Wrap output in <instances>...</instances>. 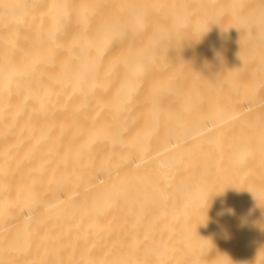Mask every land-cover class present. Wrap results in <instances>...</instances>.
I'll return each instance as SVG.
<instances>
[{"label":"bare ground","instance_id":"obj_1","mask_svg":"<svg viewBox=\"0 0 264 264\" xmlns=\"http://www.w3.org/2000/svg\"><path fill=\"white\" fill-rule=\"evenodd\" d=\"M0 264H264V0H0Z\"/></svg>","mask_w":264,"mask_h":264}]
</instances>
